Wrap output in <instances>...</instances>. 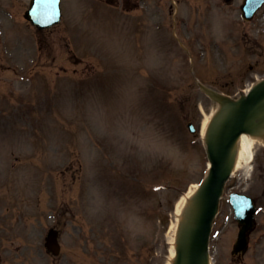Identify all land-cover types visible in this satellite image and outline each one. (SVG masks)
Here are the masks:
<instances>
[{
	"label": "rangeland",
	"instance_id": "374dc122",
	"mask_svg": "<svg viewBox=\"0 0 264 264\" xmlns=\"http://www.w3.org/2000/svg\"><path fill=\"white\" fill-rule=\"evenodd\" d=\"M28 2L0 0V264H165L169 212L206 166L186 123L217 107L195 80L237 98L264 76V8L246 23L242 0H62L60 25L37 32ZM254 154L224 189L213 264H264ZM233 192L258 207L239 260Z\"/></svg>",
	"mask_w": 264,
	"mask_h": 264
},
{
	"label": "water",
	"instance_id": "95a60500",
	"mask_svg": "<svg viewBox=\"0 0 264 264\" xmlns=\"http://www.w3.org/2000/svg\"><path fill=\"white\" fill-rule=\"evenodd\" d=\"M262 1L245 0L242 6L243 17L250 18V14ZM58 11V0H32V7L25 17L39 27H47L57 19ZM202 89L218 100L229 103L231 109L218 130L208 139L207 151L212 167L201 191L196 227L191 231L184 251L179 252L176 264H202L205 260L210 224L222 185L229 175L228 158L232 145L241 133L250 132L251 124L264 115V80L255 85L246 97L236 102L219 97L204 87ZM235 205L237 218L243 225L236 246L238 251L246 247L245 237L251 227L253 208L250 209V205L242 197L236 198Z\"/></svg>",
	"mask_w": 264,
	"mask_h": 264
},
{
	"label": "bare ground",
	"instance_id": "6f19581e",
	"mask_svg": "<svg viewBox=\"0 0 264 264\" xmlns=\"http://www.w3.org/2000/svg\"><path fill=\"white\" fill-rule=\"evenodd\" d=\"M228 109V105L219 104L218 109L215 113L214 111H212L209 115H206L202 120V124L200 127L201 136L208 137V134L211 132V130L215 131L219 122L229 112ZM263 120L264 115L261 116L257 121ZM260 125L261 126L259 127L256 125L257 129L255 130L254 134L243 133L235 142L230 157L232 176H234L233 174L240 170H243L245 172L244 177L248 175L250 171V165L254 161L255 147L258 145L263 146L264 144V124L262 125V123H260ZM198 189V184L191 185L186 194L181 197V199L174 207L173 222L171 223L167 236V243L169 245L167 264H172L176 256L175 235L178 224L181 221V217H184L185 215L184 212H188L185 223L187 224V226L191 227L194 209L196 211L198 210V203L193 200Z\"/></svg>",
	"mask_w": 264,
	"mask_h": 264
}]
</instances>
